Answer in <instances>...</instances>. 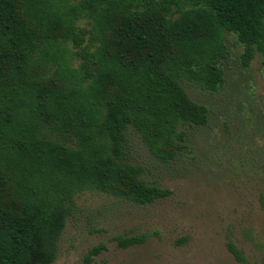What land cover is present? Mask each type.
<instances>
[{"label":"trees","instance_id":"16d2710c","mask_svg":"<svg viewBox=\"0 0 264 264\" xmlns=\"http://www.w3.org/2000/svg\"><path fill=\"white\" fill-rule=\"evenodd\" d=\"M227 33L242 67L257 55L264 67V0H0V264H53L83 192L171 194L143 177L130 136L162 163L186 149L209 112L185 85L221 88Z\"/></svg>","mask_w":264,"mask_h":264},{"label":"rangeland","instance_id":"374dc122","mask_svg":"<svg viewBox=\"0 0 264 264\" xmlns=\"http://www.w3.org/2000/svg\"><path fill=\"white\" fill-rule=\"evenodd\" d=\"M225 43L221 88L185 85L191 100L207 107L209 122L185 128L186 149L174 161H158L138 136H130L128 153L143 177L171 194L137 205L83 192L53 264H264V67L259 55L241 66L243 46L234 34L227 33ZM141 235L147 240L128 248L115 240ZM99 244L106 250L86 263Z\"/></svg>","mask_w":264,"mask_h":264}]
</instances>
